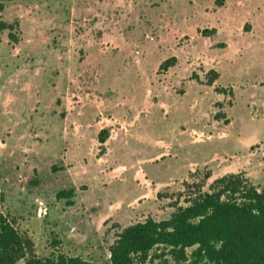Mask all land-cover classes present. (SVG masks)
I'll use <instances>...</instances> for the list:
<instances>
[{
	"label": "rangeland",
	"instance_id": "1",
	"mask_svg": "<svg viewBox=\"0 0 264 264\" xmlns=\"http://www.w3.org/2000/svg\"><path fill=\"white\" fill-rule=\"evenodd\" d=\"M263 2L0 0V112L23 126L0 133V214L34 256L107 262L124 228L170 218L219 178L264 188V22L247 21ZM219 22L237 35L212 46ZM172 52L180 64L162 68ZM25 79L20 91L47 95L33 110L12 87ZM170 251L136 264H176Z\"/></svg>",
	"mask_w": 264,
	"mask_h": 264
},
{
	"label": "trees",
	"instance_id": "2",
	"mask_svg": "<svg viewBox=\"0 0 264 264\" xmlns=\"http://www.w3.org/2000/svg\"><path fill=\"white\" fill-rule=\"evenodd\" d=\"M4 29L10 26L0 23V31ZM175 62L171 57L161 67ZM217 78L215 71H209L208 85ZM106 133L102 130L98 135L101 144ZM184 203L166 220L148 218L124 228L109 247L107 262H87L62 253L36 257L31 242L0 214V264H136L144 263L158 246L170 248L176 264H264V188L249 184L241 175H229L215 180L208 192L192 191ZM187 249L192 251L186 259Z\"/></svg>",
	"mask_w": 264,
	"mask_h": 264
},
{
	"label": "crops",
	"instance_id": "3",
	"mask_svg": "<svg viewBox=\"0 0 264 264\" xmlns=\"http://www.w3.org/2000/svg\"><path fill=\"white\" fill-rule=\"evenodd\" d=\"M225 4L224 5H220L221 7H224V6H228V4L226 2H224ZM262 8H257L256 7V13L254 14V16L252 18H249L247 21H253V20H256V19H259L260 22H264V19L262 18L264 16V2L261 4ZM238 20V19H237ZM244 21V20H242ZM246 22V21H244ZM210 24V23H209ZM224 27V26H228V25H224V22H219V23H215V28L214 29H211L210 30V33L209 35H205V37L210 40V43L212 44V46H215L219 41L218 39L219 38H235L237 34H234V33H225L224 35L220 34L219 33V30H220V27ZM244 28V27H243ZM212 31V32H211ZM252 36H248V38H246V40H242V41H245V43H251L252 41ZM199 41V40H198ZM197 41V42H198ZM199 42H202V41H199ZM226 44V43H225ZM217 49L214 47V50ZM227 50V47H225L223 49V51H226ZM249 55H250V52H247ZM246 53V54H247ZM240 56V55H238ZM172 57H174L176 59V63H178V65L180 64V58L178 57V55L176 56V53L172 52ZM0 60H1V56H0ZM225 60L226 62H229L230 61H227L226 59H223ZM1 63V61H0ZM218 74V73H217ZM219 76V74H218ZM32 77H29L28 79L31 80ZM219 78V77H218ZM5 81V78H1L0 77V101L1 99H4L5 95L7 94V91L9 93H12L11 90H4V89H1V86L3 85V82ZM26 83V79L24 81H21L19 84L17 83H13L12 84V87L15 88V91H16V97H17V101L19 102H26L27 103V107L28 109H32L33 110V106L34 108L35 107H39L40 105H42L41 103L44 101V98L46 100L47 98V95H43V94H37V93H34V94H26L25 92H22L20 91V88ZM42 84V83H41ZM109 85V84H108ZM0 111H1V106H0ZM31 116V115H30ZM39 125H36L35 127L39 128V131L41 133H45L48 129V126H45L42 124V119L40 118V121L38 123ZM23 126H20V125H16V123L14 124L12 122V120L6 116H2L1 112H0V133L2 134H6V133H17V132H21L23 130H21L20 128H22ZM46 128V130H45ZM59 132H63V127H60L57 129ZM108 131H110L109 129H107ZM57 131V132H58ZM99 132V131H98ZM96 133L97 131H95L94 135L96 136ZM63 134V133H62ZM60 140L62 141L61 143L62 144H68L69 148H72L74 149L76 147V142L75 140L73 141H70V140H67V138H65V136H61L60 137ZM112 141H110L109 139L106 140L105 142V145L108 146L109 143H111ZM71 145V147H70Z\"/></svg>",
	"mask_w": 264,
	"mask_h": 264
},
{
	"label": "built area",
	"instance_id": "4",
	"mask_svg": "<svg viewBox=\"0 0 264 264\" xmlns=\"http://www.w3.org/2000/svg\"><path fill=\"white\" fill-rule=\"evenodd\" d=\"M41 211V210H40Z\"/></svg>",
	"mask_w": 264,
	"mask_h": 264
}]
</instances>
